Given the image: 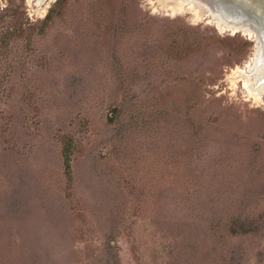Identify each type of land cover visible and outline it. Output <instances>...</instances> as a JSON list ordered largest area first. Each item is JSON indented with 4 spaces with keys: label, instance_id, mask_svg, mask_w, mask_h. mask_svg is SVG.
Wrapping results in <instances>:
<instances>
[{
    "label": "rangeland",
    "instance_id": "1",
    "mask_svg": "<svg viewBox=\"0 0 264 264\" xmlns=\"http://www.w3.org/2000/svg\"><path fill=\"white\" fill-rule=\"evenodd\" d=\"M53 1L0 0V264H264L257 42L212 0H64L40 24Z\"/></svg>",
    "mask_w": 264,
    "mask_h": 264
},
{
    "label": "bare ground",
    "instance_id": "2",
    "mask_svg": "<svg viewBox=\"0 0 264 264\" xmlns=\"http://www.w3.org/2000/svg\"><path fill=\"white\" fill-rule=\"evenodd\" d=\"M36 1V6L44 5V7L40 9H45L47 6L48 0H35ZM168 1V4L170 5L169 9H179L182 6L190 7L194 10L196 15L201 14L199 10H196V0H166ZM235 6H238L241 8L243 11L250 10L251 12L254 13L255 20L253 23H255V29L252 28L251 26H246L243 25L238 17L235 16H229L228 13L221 11H210L212 13H216L219 16L212 15L213 20L217 24L219 28H223L225 30H229L232 34L239 32L242 35H245L248 38H252L255 42H257V57L259 54V57L264 61V10L263 9H257L255 7V0H226ZM199 3V2H198ZM198 5V4H197ZM201 7V6H200ZM170 9V10H171ZM38 10V9H37ZM172 12V11H171ZM183 12V11H182ZM42 13V12H40ZM173 13V12H172ZM260 52V53H259ZM238 72L242 73V71L238 70ZM261 74H264V64L263 67L257 73L254 75L253 81H249V79H246L245 81V88L248 89L250 94L254 97H259L258 94L259 92H264V77H262L259 80V84L256 85L255 80L258 76Z\"/></svg>",
    "mask_w": 264,
    "mask_h": 264
},
{
    "label": "trees",
    "instance_id": "3",
    "mask_svg": "<svg viewBox=\"0 0 264 264\" xmlns=\"http://www.w3.org/2000/svg\"><path fill=\"white\" fill-rule=\"evenodd\" d=\"M64 0H54L50 6L48 7L46 13L44 14V16L42 17V19L40 20V24H45L48 22V20L53 17V16H57L60 15L61 10L64 6ZM70 151H71V139L68 136H64L62 135L61 137V149H60V154H61V158H62V164H63V171H64V175L67 179V183L69 181V155H70ZM241 229H243L244 231V226L242 223H236V220H230L229 221V225L227 228H229V230H235V226H237Z\"/></svg>",
    "mask_w": 264,
    "mask_h": 264
},
{
    "label": "water",
    "instance_id": "4",
    "mask_svg": "<svg viewBox=\"0 0 264 264\" xmlns=\"http://www.w3.org/2000/svg\"><path fill=\"white\" fill-rule=\"evenodd\" d=\"M214 3V8H216L215 11H224L228 13L229 16H235L238 17L240 22L243 25L246 26H251L252 28L255 29V16L254 13L251 12L250 10L243 11L241 8L238 6H235L234 4L226 1V0H212ZM255 7L257 9H263L264 10V0H255Z\"/></svg>",
    "mask_w": 264,
    "mask_h": 264
}]
</instances>
